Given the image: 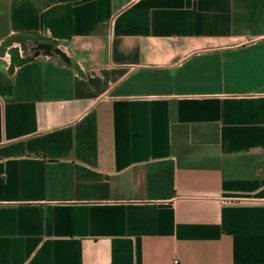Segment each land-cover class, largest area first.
<instances>
[{"label": "crops", "instance_id": "crops-1", "mask_svg": "<svg viewBox=\"0 0 264 264\" xmlns=\"http://www.w3.org/2000/svg\"><path fill=\"white\" fill-rule=\"evenodd\" d=\"M17 33L83 74L0 55V264H264V0H0Z\"/></svg>", "mask_w": 264, "mask_h": 264}, {"label": "water", "instance_id": "water-1", "mask_svg": "<svg viewBox=\"0 0 264 264\" xmlns=\"http://www.w3.org/2000/svg\"><path fill=\"white\" fill-rule=\"evenodd\" d=\"M13 43L16 45L12 46ZM28 50L32 51V55H23ZM40 52L45 55H58L66 63L72 64L79 74H83L79 65L76 62H71L68 53L61 46L39 40L33 34H12L0 42V55L8 54V71L10 73L14 71L15 67L32 60Z\"/></svg>", "mask_w": 264, "mask_h": 264}, {"label": "built area", "instance_id": "built-area-1", "mask_svg": "<svg viewBox=\"0 0 264 264\" xmlns=\"http://www.w3.org/2000/svg\"><path fill=\"white\" fill-rule=\"evenodd\" d=\"M23 55H32V52H29L28 54ZM172 264H182L178 258H174L172 261Z\"/></svg>", "mask_w": 264, "mask_h": 264}]
</instances>
